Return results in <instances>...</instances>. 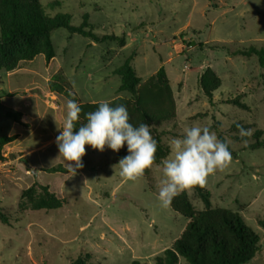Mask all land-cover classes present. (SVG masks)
Segmentation results:
<instances>
[{
    "label": "rangeland",
    "instance_id": "374dc122",
    "mask_svg": "<svg viewBox=\"0 0 264 264\" xmlns=\"http://www.w3.org/2000/svg\"><path fill=\"white\" fill-rule=\"evenodd\" d=\"M49 17L63 15L73 26L87 24L97 36L124 37L95 43L57 29L51 34L55 57L46 65L43 55L20 62L12 72L0 70V138L18 135L4 146L0 159V264H70L88 254L91 264H154L171 247L186 219L161 207L158 192L164 179L162 163L146 169L136 181L120 176L116 152L85 145L84 167L75 176L49 174L57 164L56 137L66 118L62 96L50 94L47 81L62 71L83 103L130 97L119 92L113 71L132 57L142 81L159 68L166 71L175 100L176 118L151 127L160 138H182L183 129L207 126L221 134L233 152L224 171L210 175L204 186L212 207L240 212L260 238V249L246 264H264V148L249 149L233 139L230 126L240 121L264 131V69L257 58L232 56L250 46L264 49V0H39ZM210 67L221 80L212 105L198 87V76ZM4 93H17L7 97ZM244 97V110L227 99ZM19 112L22 127L5 116ZM253 130V129H252ZM264 139V135H262ZM33 184L46 185L66 205L58 210L19 208L21 192ZM196 211L204 209L192 188L183 191ZM178 264H187L179 257Z\"/></svg>",
    "mask_w": 264,
    "mask_h": 264
},
{
    "label": "trees",
    "instance_id": "16d2710c",
    "mask_svg": "<svg viewBox=\"0 0 264 264\" xmlns=\"http://www.w3.org/2000/svg\"><path fill=\"white\" fill-rule=\"evenodd\" d=\"M57 29H65L71 34L89 38L95 43L115 41L119 47L125 46L124 37L95 35L87 24V17H84L82 25L76 27L70 24L66 16H47L39 0H0V70L12 72L17 69L20 62L32 61L38 55H43L46 65H49L55 57L51 34ZM231 55H240L245 58L255 56L259 67L264 69V49L250 46L244 50H235ZM131 62L132 57H128L113 71L114 75L120 77L118 91L128 92L130 97L113 99L109 101L111 106L125 105L130 115V123L135 126L146 123L154 127L175 120V100L165 69L159 68L153 75L142 81L137 77ZM197 83L212 105V94L221 86L220 78L210 67H206L198 76ZM47 88L50 94L62 96L67 101L74 98L82 106L83 111L75 131L86 123L84 113L94 111L98 107V102L83 103L62 71H57L50 77ZM16 94L4 93L3 95L12 97ZM243 97L240 95L235 99H227L224 104L248 110L249 107L240 100ZM5 116L20 126L27 127V124L21 120V113L9 111L5 113ZM237 125H242L245 129H253L252 134L241 138ZM229 131L235 133L233 139L238 142L247 141L249 138L254 139L249 149L264 148V139H262L264 131L253 125L236 121L230 126ZM167 134L168 132L164 131L154 134V139L157 141L154 165L160 164L169 155V147L160 140ZM17 138L18 135L0 138V159L2 148L16 141ZM218 138L225 141L221 134H218ZM229 151L233 156L230 147ZM126 155L128 151L125 144L119 152H116L115 163L118 164L119 160ZM44 171L49 174L68 173L67 169L60 164ZM192 189L203 203L204 209L196 211L185 192L173 198L169 208L184 217L187 222L171 247L165 249L161 256L154 258V264H178L179 257L183 258L187 264H246L250 262L260 249V238L257 233L246 224L240 212L212 207L207 188L194 186ZM65 205V199L57 197L46 185L33 184L23 190L20 195L21 211L26 209L52 211ZM0 223L6 225L9 223L5 214L0 213ZM258 225L264 228V219L259 220ZM89 258L88 254L80 255L70 264H91ZM129 264L141 263L134 260Z\"/></svg>",
    "mask_w": 264,
    "mask_h": 264
},
{
    "label": "clouds",
    "instance_id": "9594fccd",
    "mask_svg": "<svg viewBox=\"0 0 264 264\" xmlns=\"http://www.w3.org/2000/svg\"><path fill=\"white\" fill-rule=\"evenodd\" d=\"M69 95H72L69 93ZM66 118L60 134L56 137L59 157L65 161L68 174L72 177L82 169L85 145L104 151L105 146L119 152L127 145L128 155L117 165L120 176L128 181L142 177L156 160L157 141L146 123L138 126L130 123V115L123 104L115 107L109 101H99L94 111L84 113L86 123L75 131L83 111L73 98L66 102ZM241 138L250 136L251 129L237 125ZM246 143V141H244ZM172 155L162 160L163 176L158 192L161 207H170L174 197L194 186L204 187L210 175L226 170L231 162L229 142L218 138L217 133L207 126L193 125L183 129L182 138L170 140Z\"/></svg>",
    "mask_w": 264,
    "mask_h": 264
},
{
    "label": "crops",
    "instance_id": "0c3cea01",
    "mask_svg": "<svg viewBox=\"0 0 264 264\" xmlns=\"http://www.w3.org/2000/svg\"><path fill=\"white\" fill-rule=\"evenodd\" d=\"M92 103H95V102H92Z\"/></svg>",
    "mask_w": 264,
    "mask_h": 264
}]
</instances>
